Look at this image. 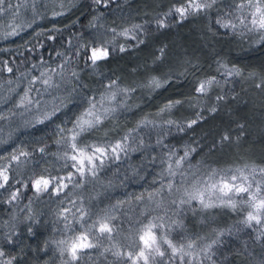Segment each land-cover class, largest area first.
Segmentation results:
<instances>
[{
	"label": "trees",
	"instance_id": "1",
	"mask_svg": "<svg viewBox=\"0 0 264 264\" xmlns=\"http://www.w3.org/2000/svg\"><path fill=\"white\" fill-rule=\"evenodd\" d=\"M130 1L114 0L110 7L106 8L94 4L93 0H80L70 11L61 10L60 12L64 13L62 16L52 15L47 19L33 20L29 22L30 27L26 26L23 30H18V35L0 40V86L24 77L27 81L25 85L32 88L34 96L37 95L36 89H39L42 93L41 97H44L53 93V87L45 92V86L41 82L32 85L30 81L33 76H38L47 69L49 74L56 77L63 74L71 76L70 80L76 88L69 90L71 103H68V107L62 108L56 117L43 124L35 123L43 113H36L22 125L18 124L16 119L22 113L19 110L12 113L16 105L11 100H9L10 105L7 104L8 109L0 114L4 117L0 119V157L3 158L0 159V168L7 167L10 178L6 188L0 189V249L4 253L0 259L3 261L15 257L13 264H55V247L59 237L62 240L66 239L64 236L66 232L71 235L76 233L75 229L80 224L76 223V220L81 217L77 209L80 207L85 209L86 224L90 221V216L99 214L104 215L105 218H114L111 223L118 228L135 226V224L139 226L135 218L141 211L146 212L143 209L145 207L143 202H146L151 193L156 192L163 184L165 188L161 196L168 195L166 185L169 180L174 185L183 184L179 173L172 178L165 171L169 163L168 157L173 150L176 152L172 159L174 164L175 159L183 155L185 146L196 149L179 170L189 173L191 171L189 165L198 167L197 162L201 161L200 158L206 155L209 149L218 146L223 134L228 133L231 137H238L243 133L240 130L241 125L255 122L263 126L261 145L264 153V86L257 87L258 84L264 85V44L255 43L258 36L252 34L253 41L250 40V47L239 48V41H244L249 36L241 38L238 34L234 35L230 30L216 25L218 16L229 11V6L233 3V0H223L206 13H201L202 16L196 15V19L192 21L193 28H184L185 34L191 38L185 40L186 49H181V54L178 51L180 63L176 64V62L175 68L169 71L170 83L155 91L154 104L146 106L147 112L136 113L138 119L148 116V119L153 118L155 123L149 126L137 125V127L129 124L125 129L123 128L122 131H128L130 135L125 151L119 153V159L114 156L107 159L105 164L98 168L95 177L86 175L85 178H81L76 173L71 167L72 162L63 158L65 151L71 152L67 143L61 139L62 136L66 137L68 132L60 133L57 126L70 129L71 121L83 108L88 107L86 98L94 97L99 100L101 93L109 94L104 90L106 85L104 78L96 80L90 77L94 79L92 82L84 78L85 83L80 79H74L72 73L78 75L86 71L88 73L86 77L89 78L88 71L93 66L83 55L86 49L82 46L86 45L90 54L94 42L98 46L102 41L113 39L110 31L112 28L117 32L122 31L117 25L122 24L123 19L115 16V12L126 10L125 6ZM24 2L10 0L9 3L15 5ZM173 2L170 3L169 8ZM162 12L159 11L155 15L144 14L136 18L138 21L147 22V32L138 34L139 40H147L151 33L160 31L155 20L162 18ZM178 20L179 17H171L167 23L173 24ZM132 23L134 22L123 24ZM96 26H100V32L91 29ZM103 33L111 35L101 39ZM200 35L204 38L205 46H213L216 49L217 43L227 41L230 43H228L230 48L233 44L235 48H239V52L237 49L234 53L224 52L223 50L226 49L222 46L221 55L224 57L208 54V51L199 45ZM119 43L124 44L128 49L125 53H131L137 41L125 40L124 37L117 36L114 41L116 50L111 56L119 55ZM165 43L166 40L162 37L155 45L157 52ZM205 48L208 50L207 47ZM169 53L173 54L170 51ZM148 60L149 58L144 59V61ZM218 62L229 68L236 66L243 74L254 73V75L252 78L241 75L227 77L222 68L217 71ZM8 68H12L13 71L9 72ZM51 69H56V73H52ZM212 76L216 77L219 84L212 86L207 95L199 98V102L193 100L192 103L196 104V107H191L188 98L195 95L197 82ZM55 80L54 76L53 84ZM254 94L257 95L256 107H246L249 102H254L250 100L253 97L250 98L248 95ZM217 96H222L224 99L217 101ZM170 99H181L185 102L173 109L170 114L158 115L159 109ZM119 100L120 97L113 102V105L121 104ZM213 107L217 109L214 113L209 111ZM197 112L202 114L203 119L185 132H178L175 126L164 123L168 119L186 123L187 120L194 119ZM120 134L106 138L93 136L86 138V143L95 142L110 146L123 139L124 133ZM41 148L44 149L43 152L40 151ZM20 152L28 155L20 156L19 161H12L11 156L19 155ZM96 163L99 164V161ZM69 173L73 174L72 183L64 180L68 187L58 195L52 193L37 195L35 189L31 187L32 181L40 176L67 177ZM12 192H17L18 195L15 200L9 201ZM137 197L141 199L137 200ZM118 201L123 203L118 204ZM195 206L194 203L192 206L184 205L178 208L175 217L183 219ZM65 208L71 210L66 213L67 220L60 215ZM156 209L165 214L164 208ZM250 232L247 236H235L233 241L229 239L228 242L226 241L228 238L223 237L222 244L230 252H239L240 249L246 251L254 242ZM173 236L181 238L182 230L177 228ZM241 241L245 242L246 246H243ZM229 264H232V261Z\"/></svg>",
	"mask_w": 264,
	"mask_h": 264
},
{
	"label": "snow or ice",
	"instance_id": "2",
	"mask_svg": "<svg viewBox=\"0 0 264 264\" xmlns=\"http://www.w3.org/2000/svg\"><path fill=\"white\" fill-rule=\"evenodd\" d=\"M113 2L114 0H93L94 4L103 5L106 8L110 7ZM216 3L217 0H174L168 11L163 13L162 18L155 20V24L157 29L167 28L169 26L167 23L169 17H179L180 21H184L189 16L206 13L209 9H212ZM5 4L6 0H0V14L12 11L14 8L16 12L19 11V5L14 6L8 3L7 7H4ZM33 10L35 11L34 4ZM63 14V12H53V16H62ZM94 19H98V17H94ZM215 23L219 28L230 30L234 35L238 34L241 38L249 34H255L258 36L255 43L264 44V0H233V3L229 6V11L223 12L218 16ZM30 26L31 25H28V27ZM17 27L23 30L22 26H14L11 31L4 33V37L7 38L18 35ZM142 27V25L134 24L130 28H123L120 32L112 28L110 30L113 36L111 41H102L98 46L94 42L93 46L90 48V54L87 46L84 45L82 47H85L86 51L83 55L87 58V61L91 62L92 66L107 61L116 50L114 41L117 36H122L125 40L143 43L136 35L137 30L142 29ZM127 50L124 44L120 45V52L123 53ZM158 51L160 55L155 57L154 63L162 60L165 55V47H161ZM33 67H35V65ZM221 68L227 77L241 75L240 69L236 66L229 68L227 65L218 62L217 71L219 72ZM8 71L12 72L13 69L8 68ZM61 71H63V68ZM51 72L56 73V69H51ZM72 75L76 76L77 74L73 72ZM252 75H254V73ZM170 80V73L167 74V78H165L164 73L152 75L148 78L147 83L141 85V87L156 91L168 85ZM37 82H41L45 86V92L48 88L55 86L53 84L52 75L47 71L41 72L38 77L33 76L30 84L34 85ZM218 84L219 81L215 76L199 80L194 90L195 95L188 98L190 106L196 107V104L192 103V101L195 100L199 102L200 97L207 95L212 86ZM116 86L117 81L111 80L105 87L106 90H110ZM261 86L264 85H257V87ZM134 91V88H120L117 91H112L110 95L101 93L99 100H96L94 97H88L86 98L88 107L83 108V110L76 115L75 119L71 121V129L57 126L60 133L66 131L71 133L70 137H61L71 150V152L65 151L63 158L66 161L70 160L72 162L71 167L75 169L76 173H78L81 178H85L86 175L95 177L98 168L102 167L107 159L111 158V156L119 159V153L125 151L126 142L129 139L127 135L123 137L122 140H118L110 146L97 144L95 142L85 143L83 141L86 134L98 131L104 120L116 110L114 107H105V103L112 104L117 101L118 95L127 97ZM30 92H32L31 87L27 89L20 98L17 107H23L28 111L35 107L39 111L42 105H47L48 102L42 101V99L39 98L42 96L39 89H36V96H30ZM55 99L57 98H54V101ZM65 99H61L59 104L53 102L51 109L45 110L43 115L36 119L35 123L43 124L45 121H51L57 116V113L61 112L62 108L68 107V103H71L70 100L68 103H65ZM216 99L219 101L224 99V97L217 96ZM184 102L185 101L181 99H170L159 109L158 115L163 113L170 114L173 109L184 104ZM120 106L123 107L124 105L121 104ZM209 111L214 113L217 109L213 107ZM0 119H4V117L0 115ZM202 119V114L197 112L195 118L187 120L186 123L184 121L172 119H168L164 121V123L169 126H175L178 132H185L187 129H192V127L198 124ZM141 123L154 124L153 121L147 120L141 121ZM240 127L243 128V125ZM105 135H107V133H105ZM239 139L240 137H236L237 141ZM226 141H232V137L228 133L220 137L221 144ZM141 143H143V141H141ZM40 151L43 152L44 149L41 148ZM195 151V148L185 146L183 155L175 159L174 164L172 163V159L176 155L175 150H173L168 157L169 163L165 169L167 175L175 178L179 173L185 183H188L190 179L188 186L183 189V194L179 202L177 203V201L173 200L172 204L180 208L184 205L192 206L195 203L201 211L213 208H225L234 212L239 211L243 213V219L240 223L254 233L253 241L259 243L261 247H264V165L244 163L235 168L229 167L227 169H209L208 166H204V172H201L200 168L197 166L189 165L191 169L189 173L179 172L184 162L187 161ZM27 155L28 153L25 152H20L19 155L13 154L11 160L19 161L20 156ZM0 159L3 158L0 157ZM97 161H99V164L96 163ZM200 163L201 162L198 161L197 165ZM65 166L67 167V164ZM8 172L9 169L7 167L0 168V181H2L0 182V189L6 188L9 184L10 178ZM72 177V173H69L67 177L51 176L45 178L40 176L32 181L31 187L35 189L37 195L43 193L58 195L68 187V184L63 181L67 180L68 183H72ZM166 187L169 192L172 191L174 184L171 180H169ZM164 188L165 186L162 184L155 195H161ZM17 195V192H12L9 196V201L15 200ZM151 195L153 194H150V198ZM140 199L141 197H137V200ZM120 203L123 202L118 201V204ZM160 206L161 204H157V207ZM70 211V209L65 208L60 215L67 220L66 213ZM77 211L80 210L77 209ZM192 211L195 213L197 208L192 207ZM84 215L83 212L80 213L81 219H83ZM112 219L114 218L108 217L99 221V228L97 231L101 235L113 232L114 225L111 223ZM182 225L183 221L178 220H172L171 223H166V216L153 217L133 234V243L130 245L131 250L127 253L116 252L115 255L117 257L126 255L127 262H130V264H203L205 260L212 261L213 254L211 250L214 245L219 243V237L223 233H217V238L213 239L211 243L208 244L201 245V241L204 238L198 236L194 239L186 238V242L177 245L171 238V232L174 230V226L181 227ZM29 232H31V229H29ZM58 246L60 247L61 256L67 254L69 257L64 261V264H79L80 259L86 254L85 250L92 249L97 245L89 241L88 235L81 233L69 240L59 241ZM3 256L4 253L0 252V257ZM14 259L15 257L6 261H0V264H13ZM260 264H264V260L260 261Z\"/></svg>",
	"mask_w": 264,
	"mask_h": 264
},
{
	"label": "rangeland",
	"instance_id": "3",
	"mask_svg": "<svg viewBox=\"0 0 264 264\" xmlns=\"http://www.w3.org/2000/svg\"><path fill=\"white\" fill-rule=\"evenodd\" d=\"M22 1L24 2L25 0ZM78 1L80 0H30L29 2L25 1L24 3H17L14 6L19 5L18 12H16L14 8L12 11L0 14V40L8 39L9 37H4V33L11 31L14 26H22V28H24L30 25L29 22H32L33 20H43L51 17L53 12H60L61 10L70 11ZM172 1L174 0H131L126 4V10L121 11L120 13L115 12V16L117 15L119 19H123L122 24L120 23L117 27H119V29H123L130 28L134 24H139L143 27L142 29L137 30L136 35L138 36V34L143 31L147 32V22L138 21L136 18L138 16H144V14L155 15L159 11H163V16V13L168 11L169 5ZM222 1L223 0H217V3L220 4ZM9 2L10 0H6L5 5ZM33 4L35 5V11L33 10ZM199 15L202 16L201 13ZM196 17L197 16L194 15L188 17L184 21H175L173 24H168L169 26L167 28L160 29L158 33H151L147 40H142L143 43H136L131 53H122L119 51V55L111 56L107 61L100 62L96 66L90 68V71H88L91 73V75L89 73V78L86 77V74H88L86 71L73 77L74 79H80L85 83L86 81L84 78L90 80V82L94 79L100 80V78H104L106 85H108L111 80H116V87L110 90H106V87L104 88L105 93L109 95L112 91H117L120 88L135 89V91L127 97L118 95L117 98L120 97L119 102L124 105L123 107L120 106L121 104L118 106H114L113 103L107 105L105 104V107H114L116 110L104 120L98 131L86 134L83 142L86 143V138H91L93 136L100 138L113 137L114 135L120 134L123 128L125 129V127L129 124H134L135 127H137V125H151L142 124L141 121L147 120L154 122V119H148V116H145L143 119H138L136 117L137 112H147L146 106L153 105L156 98L155 91L141 87V85L146 84L148 78L152 75H160L161 73H164L166 78L169 71L175 68L174 64L176 62V64L180 63V58H178L179 56L177 55L178 51L181 54V49H186L185 40L191 38V36L185 34L184 28H193L194 23L192 21H194ZM124 22L134 23L124 25ZM91 29L94 32L101 31L100 26L91 27ZM18 30H20V27H17V31ZM109 35L111 34L103 33L100 37L102 39ZM248 36L249 38L246 39L247 41H239V48H243V46H245V49H248L252 34H249ZM162 37L166 40V43L163 46L165 47V55L161 61L154 63L153 61L155 57L160 55V53L157 52L155 45L161 41ZM203 39L204 38L200 35L198 39L199 45H202L203 49L208 51V54L212 53L216 55V57L223 56L221 55L222 46L226 49L223 50L224 52L234 53L236 49L239 52V48H235L233 44L232 48H230L228 45L229 42L227 41L221 44L217 43L215 49L213 46H205ZM252 41L253 40H251V42ZM120 45L121 44L119 43V46ZM205 47H207L208 50ZM169 51L173 52V54L169 53V55ZM145 58H149V60L144 61ZM182 60L184 62L183 58ZM45 71L48 70L46 69ZM54 76L56 80L54 82L55 86H53L52 90L53 93L41 97L42 101H46L48 103L46 106L42 105L39 111L35 107H33L30 111L25 110L23 107H17L20 98L24 95L25 91L29 89V87L25 85L27 81L24 77L2 84L0 86V114L4 113L5 110L8 109V106L10 105L9 100H11L16 105V109L13 110L12 113L17 110L22 113L16 119L17 123L22 125L29 120V118L35 116L36 113L42 114L45 110H50L53 102L59 104L61 99L67 98L65 99V102L68 103L70 100V95L68 94L69 90L75 88L72 80H70L71 76L63 74L56 77V75H52V78ZM241 76H245L246 78L253 77L252 75L243 73H241ZM90 77H93L94 79H90ZM29 95L34 96L33 91L30 92ZM248 97H253L250 100L254 102H249L246 107H256L255 102L257 100V95H248ZM54 98L57 99L54 101ZM7 104L9 105L7 106ZM36 118L37 116L35 119ZM262 128L263 126L261 123H247L240 129L243 133L238 136L240 137L238 141L236 140V137H232L231 142L226 141L223 144H221L219 140L217 147L212 148V150L209 149L206 152V155L200 158L201 163L198 165L200 171H205L204 166H208L209 169H227L229 167L235 168L244 163L264 165V153L262 152L261 145V137L263 135ZM105 133H107V135H105ZM122 133H124V137L126 135L128 137L130 136L128 135V131H122ZM70 135L71 133L68 132L66 137H70ZM182 182V185H174L172 191H168V195L161 196L155 195L156 192L151 193L153 194L151 195V198L148 197L146 202H143L145 206L143 209L146 210V212L144 213L141 211L138 214V217L135 218V220L139 222V226H136L135 224V226H121L118 228L117 225H114L112 233H105L101 235L97 229L99 228V221L106 219L104 215L98 214L90 216V221H88L87 224L86 217H83V221H80L81 217H79V219L76 220V223H80L78 225L79 227L75 229L76 233L71 235V233L66 232L64 235L66 239L63 238L62 240H69L74 236L84 233L88 235L91 243L97 245L92 249L85 250L86 254L82 257V259H80L79 264H130V262H127L126 255L117 257L115 253H127L130 251V245L133 243L134 238L133 234L137 232L143 224H146L149 219L157 216H166V223H171L172 220L183 221V225L181 227L174 226V230L171 232V238L177 245L186 242V238L194 239L198 236L204 238L201 241V245L208 244L211 243L213 239L217 238V233H223L219 237V243L214 245L211 250L213 254L212 261L205 260L203 261V264H213V262L214 264H229L230 261H232V264H260V261L264 260V247H261L259 243L253 242L248 250L244 251L243 249H240L239 252H230L227 250V247L222 244L223 237L228 238L226 240L228 242L229 239L233 241L235 236L242 237L248 235L250 230L240 223L243 219V213L239 211L234 212L225 208H213L201 211L199 210L198 205H196L195 207L197 208V211L195 213L191 209L188 211L186 217H183V219L175 217L178 213V208L176 205L172 204V201L175 200L177 203L179 202L183 194V189L188 186L190 179L188 183H185L184 181ZM157 204H161L160 207L164 208L165 214L157 211ZM85 207L86 206H84V208ZM79 210V215L81 212L86 213L83 207H80ZM148 213L149 216H147ZM177 228L182 230L181 238L173 236V233ZM250 233L251 238H253L254 233H252V231ZM60 238L61 237H59V241H61ZM241 244L246 246L245 242L241 241ZM55 248V264H64V261L69 258L68 255L65 254L64 256H61L58 244ZM0 261L3 260L0 259Z\"/></svg>",
	"mask_w": 264,
	"mask_h": 264
}]
</instances>
